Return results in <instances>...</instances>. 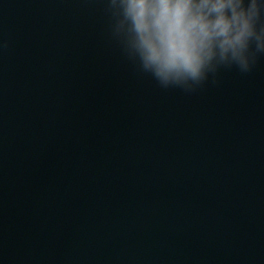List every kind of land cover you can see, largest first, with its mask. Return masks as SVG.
Returning a JSON list of instances; mask_svg holds the SVG:
<instances>
[{
  "label": "water",
  "instance_id": "obj_1",
  "mask_svg": "<svg viewBox=\"0 0 264 264\" xmlns=\"http://www.w3.org/2000/svg\"><path fill=\"white\" fill-rule=\"evenodd\" d=\"M105 0H0V264H264V55L188 93Z\"/></svg>",
  "mask_w": 264,
  "mask_h": 264
},
{
  "label": "clouds",
  "instance_id": "obj_2",
  "mask_svg": "<svg viewBox=\"0 0 264 264\" xmlns=\"http://www.w3.org/2000/svg\"><path fill=\"white\" fill-rule=\"evenodd\" d=\"M112 38L137 70L191 93L264 55V0H105Z\"/></svg>",
  "mask_w": 264,
  "mask_h": 264
}]
</instances>
